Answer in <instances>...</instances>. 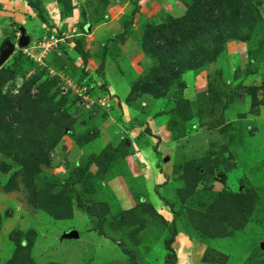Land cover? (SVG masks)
<instances>
[{"label": "rangeland", "instance_id": "1", "mask_svg": "<svg viewBox=\"0 0 264 264\" xmlns=\"http://www.w3.org/2000/svg\"><path fill=\"white\" fill-rule=\"evenodd\" d=\"M216 1L0 0V57L9 43L14 47L0 68L16 71L13 92L34 81L29 96L46 119L40 138L52 136L57 116L74 121L54 149L43 145L45 164L30 173L24 155L8 145L22 135L11 126L18 110L3 117L0 264L13 257L32 264H164V241L174 230L175 264H264V0L219 6L237 29L220 17L211 36L175 25L210 19ZM237 3L240 13L230 7ZM17 27L29 38L24 49ZM174 34L186 40L181 52L158 60ZM182 65L200 67L177 77ZM188 163L196 177H187L189 186L197 184L182 202ZM248 188L256 205L234 230L220 195ZM65 199L71 219L40 208L54 211ZM140 204L152 205L165 224L145 215L139 225L118 226L120 213ZM212 215L224 236L205 232ZM16 236L24 249L32 241L23 257L10 240Z\"/></svg>", "mask_w": 264, "mask_h": 264}, {"label": "trees", "instance_id": "2", "mask_svg": "<svg viewBox=\"0 0 264 264\" xmlns=\"http://www.w3.org/2000/svg\"><path fill=\"white\" fill-rule=\"evenodd\" d=\"M225 0H220L216 1V6H212L214 9L212 11V16L210 19H207L205 16H202L199 21H189V25L187 26V20L182 19L175 21V25L178 26L179 28L183 27L180 25L183 23H186L184 25V29H188L189 31H192L190 34H195V36H211L213 33V29L215 30V22L214 20L218 17L222 18L223 20H226V22H230V24H233V20H231L224 10H221L219 7L222 5V3ZM250 0H245L244 3L249 2ZM233 8V10H239L238 13H240V5L237 3V6H230ZM240 8V9H239ZM234 12V11H233ZM232 12V13H233ZM236 13V12H235ZM237 14V13H236ZM239 15V14H238ZM234 26L233 28H227L228 30L230 29H237L238 26ZM183 29V28H182ZM181 29V30H182ZM186 30H183L186 32ZM205 30V31H204ZM204 32V34H203ZM227 38H231L232 35L231 33L226 34ZM182 40V41H181ZM167 44H164L162 42V47L159 53H157V59L161 60L163 62L165 61H171L172 57L177 56L176 54H179L181 51V46L183 45L182 42H186L185 39L182 38H177V36L174 34L173 38L167 39ZM165 46H167L165 48ZM164 47V48H163ZM148 53V51H145ZM190 55L188 56V59ZM196 61L194 58L192 61L193 64ZM163 64V63H162ZM162 66V65H160ZM181 67V66H180ZM178 67V68H180ZM199 65H192L191 67H188V65H182V67L179 69L177 73L181 74V72H185L188 70H194L199 68ZM165 67L162 68H155L157 72L163 73L165 71ZM17 73L14 69H6V68H0V123L12 109H17L18 112L14 114V117L12 118L11 126L15 125V134L22 133L21 137H19L18 140H9V146L11 147L14 145V149L17 151L18 154H23L24 159L22 160V166L25 167L27 170H31L36 172L37 168L41 164H45V157L42 155L43 152V145L45 143L49 142L48 150L54 149L60 139L63 137V131H71L72 125L74 124V121L69 119V117L63 116H57L52 120L53 124V134L52 136L48 139L45 140L43 138H40L42 135H44V130H47L44 122L45 118L43 115V111L38 107L39 101L36 99H30V90L32 85L34 84V81H25L22 83L19 89L17 91L15 90V79H16ZM9 86L8 89L2 93L3 88L5 86ZM149 93H151L150 90H148ZM51 124V125H52ZM3 126V124L1 123ZM39 130H42L40 134H38ZM148 134H150L149 131H146ZM87 141V137L85 138ZM34 144L32 145V143ZM31 143V144H30ZM28 148V149H27ZM12 149V148H11ZM153 153L155 154L156 157H158L159 152L157 147L153 148ZM17 156V155H16ZM160 157V156H159ZM194 166L193 163H188L184 166L183 168V178L187 186V190L179 191V193L182 195L180 197V200L183 202L185 199L188 197H191L195 193L196 189V184L192 187L191 185L189 186V179L187 178L188 176L192 175L191 169ZM194 176V175H192ZM194 180L196 177H193ZM248 185V183H245ZM32 193V197L35 196L37 197V194L35 191H30ZM184 193V195H183ZM47 198L46 200H48ZM220 199L226 204H228V207H226L229 217H230V223L234 228V230H239L243 228L245 221H248L250 218V213L251 210H253V207L256 205L257 197L254 194V191L252 189H249L243 193L236 192V193H224L220 195ZM57 208L54 211H59V214H56L52 208L46 209V206L41 203L40 208H42L44 211L48 212L49 214L53 215L54 219L56 220H68L71 219L72 213H71V204L69 201L64 202H57L55 203ZM226 206V205H225ZM50 209V210H49ZM218 212L216 211V214ZM121 214V221L118 222V226L120 227H126V226H132V225H139L140 223V217H144L145 215L153 216L160 218L161 221L165 224V221L158 213L155 211L154 207L150 204H140L136 206L134 209L128 210V211H123L120 213ZM210 227L209 226L205 227V232L210 233L208 235L210 236H215V237H222L225 234H223L222 230L218 228L221 226L220 220L214 221L213 215L211 217H208ZM222 228V227H221ZM217 229L216 232H214ZM137 231V230H136ZM34 235V233H32ZM176 230L172 231L170 234V238L166 239L164 241L165 244V249L168 252V255L166 257V260L164 261V264H175L176 261V256L171 249V244L174 241L176 237ZM11 242L15 246V254H22V257L24 256V250L29 249L32 246V241L27 242V248H23L21 246V241H20V236H16L14 238L10 239ZM28 258V257H27ZM27 258H24L22 260H18L17 258L12 259L8 264H32L31 262L27 261Z\"/></svg>", "mask_w": 264, "mask_h": 264}, {"label": "water", "instance_id": "3", "mask_svg": "<svg viewBox=\"0 0 264 264\" xmlns=\"http://www.w3.org/2000/svg\"><path fill=\"white\" fill-rule=\"evenodd\" d=\"M16 30L21 34L20 39L17 42V45L19 48L24 49L29 45V38L28 36L24 33V29L21 27H17ZM10 44V43H9ZM7 45V49L3 50L1 52V57H0V65H3L5 61L13 54L14 47L11 45Z\"/></svg>", "mask_w": 264, "mask_h": 264}, {"label": "crops", "instance_id": "4", "mask_svg": "<svg viewBox=\"0 0 264 264\" xmlns=\"http://www.w3.org/2000/svg\"><path fill=\"white\" fill-rule=\"evenodd\" d=\"M157 178V177H156ZM159 178V177H158ZM78 236H76L74 239H77ZM68 239H71V238H67L66 240L68 241ZM47 260V259H46Z\"/></svg>", "mask_w": 264, "mask_h": 264}]
</instances>
